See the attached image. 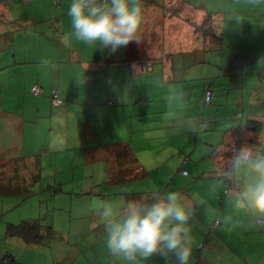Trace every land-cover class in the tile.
<instances>
[{"label":"crops","instance_id":"crops-1","mask_svg":"<svg viewBox=\"0 0 264 264\" xmlns=\"http://www.w3.org/2000/svg\"><path fill=\"white\" fill-rule=\"evenodd\" d=\"M72 2L22 0L30 6L22 17L24 32L17 35L24 53L0 60V158H38L44 169L48 159L57 167L63 159L88 164L112 154L117 172L141 175L136 181L148 178L150 170L173 169L176 176L162 194L177 191L192 200L197 221L190 226L189 264H264V230L241 227L243 217L226 207V182L238 181L231 173L222 175V163L209 155L222 145L224 130L247 119L263 121L264 138V8L249 7L245 0H141L139 42L110 54L71 37ZM254 64L258 70L251 69ZM208 86L214 96L204 106ZM251 146L264 151L261 143ZM190 175L194 181L175 183ZM7 204L0 197V218ZM215 221L220 224L211 228ZM3 224L0 220V258L9 254L22 264H127L108 250L99 219L90 225L94 233L89 226L74 233L88 238V251L77 255V241L68 243L69 230H61L66 244L42 248L5 239ZM65 224L74 230L72 219ZM139 264L164 261L153 256Z\"/></svg>","mask_w":264,"mask_h":264},{"label":"clouds","instance_id":"clouds-1","mask_svg":"<svg viewBox=\"0 0 264 264\" xmlns=\"http://www.w3.org/2000/svg\"><path fill=\"white\" fill-rule=\"evenodd\" d=\"M245 3L264 8V0ZM68 15L72 38L110 54L139 42L144 21L141 0H73ZM260 143L264 145V138ZM227 166L238 182L225 193L226 207L243 217L241 227L264 229V151L241 144L227 158ZM94 211L104 223L106 246L114 257L127 264L153 256L164 264L173 259L175 264H189L194 243L190 226L197 221L193 201L182 193L152 192L139 199L102 200Z\"/></svg>","mask_w":264,"mask_h":264},{"label":"rangeland","instance_id":"rangeland-1","mask_svg":"<svg viewBox=\"0 0 264 264\" xmlns=\"http://www.w3.org/2000/svg\"><path fill=\"white\" fill-rule=\"evenodd\" d=\"M0 4H2L1 1ZM29 9L30 6L25 7L22 4V0H8L7 4L3 6L0 5V60H4L6 57H8L9 60H13L14 54L20 56V51L24 53L19 49L17 35L19 33L23 34L24 32L26 22L22 20V17L27 16ZM5 64L7 63H4V65ZM254 65L255 66L251 67V69L257 68L258 70L257 65ZM6 127L7 123L4 120L1 123L2 134L3 132H7ZM45 161L47 160L45 159ZM72 161L74 162L73 165L69 164L70 161L67 159H63L57 162L56 167L53 165L54 160L50 162V159H48L41 172L43 187L54 185L56 182H63V193L52 198L49 192H39L40 189L38 185L35 187L37 192L25 202H20V199L16 197L10 198L9 201H11L10 203L13 207L8 212L4 213L2 220L6 221L7 218L13 219L16 217L15 220L19 219L15 223H18L20 220L26 218H36L39 216L38 213L40 211L38 207L40 206L41 217L43 218L42 223L49 225L55 224L52 227L56 232V238L52 240V242L57 241L61 243V241H63L66 244V238L62 237L61 230H64V234H66L68 230L71 231L72 237L69 238L70 242L68 243L74 242L75 244L77 241L76 245H74L76 248V255L77 252L84 253L88 251L86 246L88 238L79 239L76 236L74 237V235L81 231L83 226L90 227L93 220L97 222L99 218L94 211L97 203L106 199L113 200L124 197L123 194L126 192V188L129 190L128 192H158V190L161 192L164 190L167 182L170 181V178L176 176V172L173 171V169H159L157 171L150 170V176L144 180H131L133 174L128 175L117 172L118 165L116 157H114V155L112 156V154H106L100 157L99 160L88 164H81L82 160L79 158L72 159ZM77 166L81 167V169H78ZM72 167L75 169H71ZM122 169L125 168L122 167ZM5 170L8 169H4V171ZM19 170L21 172V169ZM126 180L130 181L129 184H126ZM194 180H192L190 175L184 179H175V183H184V181L191 182ZM128 185H134V187L130 189ZM192 192L193 188H190L189 193ZM71 193H81L83 195L77 197L71 196ZM57 197H61L63 200ZM17 203H19V205H17ZM14 205H16V207H14ZM55 206L59 207L60 210L53 211L52 208ZM48 210L49 212H47ZM69 219H72L74 230L72 227L70 229V227L65 224ZM53 220H55V222H53ZM84 231H86V229ZM92 232L94 233V228ZM58 247L62 248L63 246Z\"/></svg>","mask_w":264,"mask_h":264},{"label":"trees","instance_id":"trees-1","mask_svg":"<svg viewBox=\"0 0 264 264\" xmlns=\"http://www.w3.org/2000/svg\"><path fill=\"white\" fill-rule=\"evenodd\" d=\"M1 1V0H0ZM5 1V0H4ZM26 3L27 0H24ZM59 4V0H58ZM56 6V4L54 3ZM210 16V17H209ZM208 17L210 21L212 20L211 14L208 13ZM202 28V27H200ZM202 30V29H201ZM205 33V31H203ZM145 66H150L152 68V63L145 62ZM39 89V88H38ZM206 89L214 90L211 87H207ZM55 91V90H53ZM52 91V92H53ZM32 92H34L32 88ZM35 93V92H34ZM36 96L39 95L38 93L35 94ZM212 96V97H213ZM58 97V96H56ZM53 102H55L54 94H52ZM59 99V98H58ZM212 99V98H211ZM211 99L209 104L204 106H208L211 104ZM56 103V102H55ZM61 103V100H60ZM57 103V104H60ZM263 128V121L259 119H247L243 125L239 127L224 130L223 135V142L218 148H214L210 152V156L214 160H218V162L222 163V172L223 173H230L227 171V158L231 155V152L239 147L241 144H248V145H257L260 143V134ZM11 166V169H10ZM4 169H8L5 170ZM21 169V172L20 170ZM42 165L41 161L38 158H27L24 156H11L7 159L0 158V197L4 204L8 203L7 205H3L6 208V212H8L13 206L11 205L10 198L16 197L20 199V202H25L31 198L37 192L35 187L39 185V192H49L50 197H55L61 193H63L62 182H56L54 185H47L46 187L42 186ZM185 171V170H184ZM21 173V175H20ZM133 174L131 180L136 178L137 176L135 173ZM186 174V171H185ZM232 174V173H231ZM123 175V174H121ZM127 181V180H126ZM125 182V181H124ZM226 188L224 190V194L230 188L236 186L234 178L227 180ZM159 192V191H158ZM152 192H125L124 197L127 199H139L141 197H148ZM162 194V191L159 192ZM83 194H73L71 196H82ZM19 205V203H17ZM16 207V205H14ZM39 213L38 217L34 218H26L20 220L18 223H13L10 221H4L5 227V235L4 238H17L20 239L24 244L30 246H37V247H49L52 240L56 238V232L53 227L49 224L42 223L41 217V207L39 206ZM47 208V207H46ZM49 212V210L47 211ZM19 219V218H18ZM2 220V217L0 218ZM216 222V221H215ZM215 222L212 224L211 228H216ZM264 230V229H260ZM204 243L199 244V248H204ZM0 264H22L17 259L13 258L11 255L7 254L0 258Z\"/></svg>","mask_w":264,"mask_h":264},{"label":"built area","instance_id":"built-area-1","mask_svg":"<svg viewBox=\"0 0 264 264\" xmlns=\"http://www.w3.org/2000/svg\"><path fill=\"white\" fill-rule=\"evenodd\" d=\"M53 2L57 5L58 4V0H53ZM33 90H34V92L35 93H38V87H33ZM212 96H213V91L212 90H210V89H206L205 90V93H204V96H203V99H204V104L205 105H207V104H209V102H210V99L212 98ZM54 98H55V102L56 103H60V100L56 97V95L54 94ZM183 174H185V171L184 170H182L181 171ZM218 224V222L216 221L215 222V225H217Z\"/></svg>","mask_w":264,"mask_h":264}]
</instances>
